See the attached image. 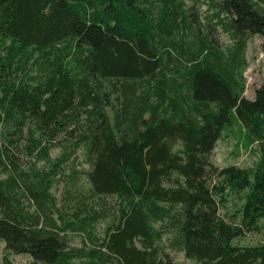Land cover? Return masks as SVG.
Wrapping results in <instances>:
<instances>
[{
    "label": "trees",
    "instance_id": "1",
    "mask_svg": "<svg viewBox=\"0 0 264 264\" xmlns=\"http://www.w3.org/2000/svg\"><path fill=\"white\" fill-rule=\"evenodd\" d=\"M200 1L0 0L6 252L29 264H174L171 253L264 264V85L248 99L244 77L253 35L264 60V0H209V16ZM234 123L258 145L251 168L210 161ZM248 234L261 240L239 245Z\"/></svg>",
    "mask_w": 264,
    "mask_h": 264
},
{
    "label": "rangeland",
    "instance_id": "2",
    "mask_svg": "<svg viewBox=\"0 0 264 264\" xmlns=\"http://www.w3.org/2000/svg\"><path fill=\"white\" fill-rule=\"evenodd\" d=\"M188 3H190L188 1ZM197 11L201 16H209L211 13L209 7V0H201L197 4ZM217 43L223 47L230 45L231 41L223 33L216 34ZM222 44V45H221ZM263 39L259 35L251 36L247 43V49L245 53L247 67L244 71V77L246 81L245 96L248 99H252L254 96V90L264 85V60H263ZM244 128H241L239 123H234L231 128H227L222 132L221 138L217 141L215 148L210 154V161L213 165L219 168L227 166H236L239 168H251L255 165L259 157V149L256 143L249 145L244 136ZM179 147H176L177 149ZM16 153V152H15ZM51 159L56 158L59 155L58 149H52L49 152ZM78 162L76 163L78 168L87 169V166L82 162V153L79 150L77 152ZM19 166L21 169L29 170L34 163L33 159L18 154ZM42 162H35L37 169L41 168ZM62 178V177H61ZM61 178L54 182L51 194L57 199H60L62 193L63 182ZM235 203H238L236 198H232L225 208L220 209V214L224 215L225 212H231L235 209ZM52 218L57 221V215H53ZM105 229L104 223L96 225V232L101 235ZM261 240L259 235L248 234L240 241L239 245H253ZM68 244L70 247H80L81 238L76 236L68 237ZM174 264H197L196 262L186 258L182 253H171ZM31 258L27 255H16L10 252H6L4 249V243L0 241V264H29ZM75 264H78L76 261Z\"/></svg>",
    "mask_w": 264,
    "mask_h": 264
}]
</instances>
